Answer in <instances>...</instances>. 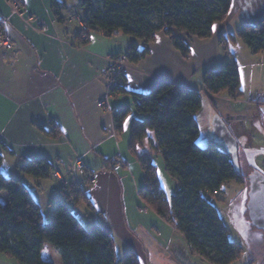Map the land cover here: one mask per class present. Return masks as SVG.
<instances>
[{
	"label": "crops",
	"instance_id": "obj_1",
	"mask_svg": "<svg viewBox=\"0 0 264 264\" xmlns=\"http://www.w3.org/2000/svg\"><path fill=\"white\" fill-rule=\"evenodd\" d=\"M11 2L0 0V20L13 40L11 47H0V144L5 147L1 168L5 167L7 157L15 160L17 171H21L19 167L25 160L42 158L66 177L75 157L81 156L87 171L95 175L92 185L79 188L88 202L73 200L70 203L77 214H87L82 221L78 217L81 223L87 224V229L96 225L109 229L115 239L117 259L134 251L141 264H162L153 257L152 242L137 233L139 229L132 224L130 213L133 211L128 205L129 194L134 196L137 188L141 197L143 186L139 189L137 184L129 191L128 183L144 178L140 158L148 154H140V146L136 151L131 150V133L125 125L127 118L122 130H118L115 110L127 106L131 113L135 109L131 93L150 92L161 81L202 90L206 69L217 70L235 61L243 90V97L236 103L248 107L239 115L247 112L256 116V124L264 133V53H254L241 41L225 52L218 42L222 34L236 33L243 25H255L264 20V0H232L227 19L213 26V35L208 39L176 32V37L190 48L187 58L164 32L147 46L127 35L107 36L101 31L90 32L87 43H82L78 37L79 23L74 30L65 21L67 13L61 3L63 21L55 16L53 0H23L21 13L15 12ZM133 43L139 50H149L138 63L125 58ZM114 60L123 61L124 67ZM122 85L127 93L118 91ZM227 95L214 100L219 114L222 107L227 108ZM234 135L241 149L248 141L247 135L241 127ZM126 170L131 171L133 178H126ZM54 173L43 182H35L40 186V194H44L48 185H54L59 192ZM22 174L23 182L34 178ZM0 196L6 203L7 195L1 193ZM83 204L89 208V213L83 211ZM154 228L160 235L161 229ZM172 229L174 238L180 239L173 251L183 257L174 264H193L189 260L193 252L181 239L183 234ZM161 243L159 241L160 246ZM49 247L51 245L46 244L43 252ZM183 250L191 253L189 258ZM0 264L18 262L0 253Z\"/></svg>",
	"mask_w": 264,
	"mask_h": 264
},
{
	"label": "trees",
	"instance_id": "obj_2",
	"mask_svg": "<svg viewBox=\"0 0 264 264\" xmlns=\"http://www.w3.org/2000/svg\"><path fill=\"white\" fill-rule=\"evenodd\" d=\"M231 4L232 0H81L83 21L90 31L84 34L81 30L78 37L87 43L90 32L101 31L107 36L127 35L147 46L164 32L173 37L175 47L187 58L190 48L175 33L184 32L198 39L212 37L213 26L227 19ZM53 8L55 16L63 21L58 0H53ZM240 41L254 53H264V20L243 25L236 33L222 34L218 39L225 52ZM148 53L147 48L139 50L133 43L125 58L138 63ZM121 78L125 81L124 76ZM203 82L206 94L168 81L159 82L147 93L132 92L134 107L145 118L135 120L132 125L130 148L136 151L149 131L155 132L156 149L177 181L176 193L170 202L159 183L156 166L143 156L141 197L183 234L201 260L208 264H233L241 258L243 250L229 239L213 201L225 184L241 181L243 175L236 171L224 146L212 142L202 147L198 143L200 129L196 115L203 109L205 100L214 106L217 95L228 94L235 100L243 97L239 66L232 61L218 70H209ZM118 91L127 93L123 85ZM130 111L127 106L115 110L118 130H122ZM4 148L0 144V168ZM19 169L39 180L54 172L52 164L42 158L25 160ZM60 191L64 200L56 202L51 221L45 222L39 203L28 187L0 171V194L7 195L6 203L0 196V253L18 264H54L43 257L44 247L49 244L62 264H141L134 251L117 259L115 239L109 229L100 225L87 229L81 223L70 202L72 198L77 203L86 202L83 190L69 186Z\"/></svg>",
	"mask_w": 264,
	"mask_h": 264
},
{
	"label": "rangeland",
	"instance_id": "obj_3",
	"mask_svg": "<svg viewBox=\"0 0 264 264\" xmlns=\"http://www.w3.org/2000/svg\"><path fill=\"white\" fill-rule=\"evenodd\" d=\"M58 2L63 5L65 14L67 13L65 15V21L68 22L74 30L77 29L78 23L81 30L83 29V26L88 28L86 23L83 21L84 11L81 9V0H58ZM89 31L90 30L84 32V34L88 33ZM170 38L173 39V37ZM207 71L209 70L206 69L205 73ZM201 89L202 90H197L206 94L204 82ZM224 95L225 94H220L217 95V97L223 98ZM227 97H229L226 104L227 108L225 107L224 109V107H222L220 109V114L231 126L232 131L235 134H238V127L243 129L244 133L247 135L246 137L248 138V141H246V145L244 146L247 150L245 151L244 147H240V167L243 179L241 181L232 180L225 184L218 198L214 199L213 204L216 206L218 213L222 218L223 224L228 230L229 239L239 245L243 250L241 258L233 264H264V231L258 230L251 225L247 211L249 186L248 176L255 169H259L264 172V133L258 128L256 124V119H258L256 116L254 118L253 114L245 112L244 115L240 117L239 114H243L241 111L243 109H248L247 106L243 104H237V100L233 99V97L230 95H227ZM221 98H219V100H223ZM144 118V115L133 109L130 115L127 117L125 123L128 133H131V126L134 124L135 120H142ZM196 120L200 129L198 143L202 147H207L210 145V143L215 141L211 136L209 106L206 100L204 102L203 109L196 115ZM127 126H130V128ZM130 136L131 135H129V140ZM139 146V153L148 154L147 157H149L152 163L156 166L159 183L165 191L167 199L172 202L176 193L177 181L167 171L163 155L156 150L158 141L155 132L149 131L148 137L144 139ZM79 157L82 158L81 156L75 157V160L72 166L69 168V172L66 177L60 171L54 170V178L56 179L60 190L62 188H69V186H74L77 189H81L85 185H92L95 182V175L93 173H89L86 167L83 170H80L78 167L76 169L75 164ZM15 164V160L7 157V160L4 163L5 167L0 168V171L6 177H12L21 180L22 178L20 177L24 176V174H22L21 171H17L15 169ZM130 172L131 171L128 172L126 170V178H133L131 177ZM56 174L60 176V179L66 181L64 185L61 183V180ZM143 179L144 178H136V180H132V183L129 182V191H131L130 187H135L137 184V187L139 186L140 189L144 184ZM29 180L31 181H21L28 187L30 192L39 203L45 222L51 221L54 205L57 201L64 200V197L61 196V191L59 190L58 192L57 188L54 189V185H48L44 194H40V186L35 182H43V179L39 180L30 178ZM134 192H136L134 196L131 193H128L130 198L128 205L133 211L130 213L131 221L133 226L139 229L137 233L141 234L143 238H146L152 242L151 245L153 247L154 259L162 264H174L176 263L175 260H178L179 257L183 259V257L179 256L180 254L178 252L173 251L174 244L180 240L179 238H174L175 231L172 229V227H175L169 221L164 220L159 215H157L156 212L154 213L149 203L138 195V188L136 191L134 190ZM72 202L73 198L70 203ZM82 206L83 211L89 213V208L85 207L84 204ZM73 211L77 217L81 219V221L87 215L86 213L83 214V212H79L77 214L74 208ZM162 224H165L169 229H165ZM84 226L86 228L88 227L87 224ZM154 227L161 229L160 235L157 233V230ZM154 234L158 237H153ZM181 239L183 240L184 244H187L184 237H181ZM159 241H162L161 246ZM170 242L172 243L170 246H168ZM49 248L50 249L43 252V257L51 260L54 264H60V257H57L59 255L55 253L56 251L52 247ZM183 252L187 258H189L191 255L189 251L183 250ZM175 255L178 256L175 258ZM196 255H194V253L191 255V259H189L191 263L203 264L204 262H202L200 258L195 257ZM123 258L124 256L121 255L119 259Z\"/></svg>",
	"mask_w": 264,
	"mask_h": 264
},
{
	"label": "water",
	"instance_id": "obj_4",
	"mask_svg": "<svg viewBox=\"0 0 264 264\" xmlns=\"http://www.w3.org/2000/svg\"><path fill=\"white\" fill-rule=\"evenodd\" d=\"M211 136L214 141L224 146L235 169L241 173L239 141L234 135L224 118L216 111L214 106L208 103ZM248 202L247 211L251 225L264 231V172L253 170L248 176Z\"/></svg>",
	"mask_w": 264,
	"mask_h": 264
},
{
	"label": "built area",
	"instance_id": "obj_5",
	"mask_svg": "<svg viewBox=\"0 0 264 264\" xmlns=\"http://www.w3.org/2000/svg\"><path fill=\"white\" fill-rule=\"evenodd\" d=\"M13 5V9L15 10V12L21 13L22 12V3L23 0H13V2H11ZM2 23V22H1ZM83 32H87L88 28H86V26H83L82 29ZM13 44V40L11 38V36L5 31L3 23L0 24V47H11ZM114 63L118 64L121 68L124 67V62L123 61H117L114 60ZM101 106L103 105V103L100 104ZM75 167L77 169V167L80 170L85 169L86 165L84 164L82 158L79 157V159L76 161ZM83 173V172H82ZM58 176V174H56ZM58 178L60 179V176H58ZM61 180V183L64 185L66 183V181ZM217 193V192H216Z\"/></svg>",
	"mask_w": 264,
	"mask_h": 264
}]
</instances>
